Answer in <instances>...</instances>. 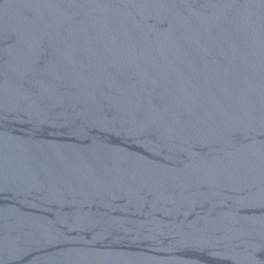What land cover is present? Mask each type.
I'll return each instance as SVG.
<instances>
[{
	"label": "water",
	"instance_id": "1",
	"mask_svg": "<svg viewBox=\"0 0 264 264\" xmlns=\"http://www.w3.org/2000/svg\"><path fill=\"white\" fill-rule=\"evenodd\" d=\"M0 264H264V0H0Z\"/></svg>",
	"mask_w": 264,
	"mask_h": 264
}]
</instances>
